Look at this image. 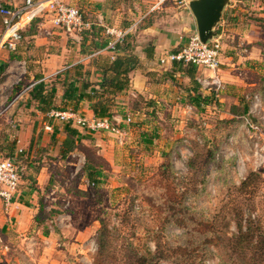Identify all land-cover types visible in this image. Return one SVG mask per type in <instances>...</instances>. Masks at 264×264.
I'll use <instances>...</instances> for the list:
<instances>
[{
    "label": "rangeland",
    "instance_id": "1",
    "mask_svg": "<svg viewBox=\"0 0 264 264\" xmlns=\"http://www.w3.org/2000/svg\"><path fill=\"white\" fill-rule=\"evenodd\" d=\"M156 1L144 5L139 0H125L128 17L134 16L125 21V29L138 24L127 38L134 51L144 28L166 25L168 13L173 16L183 10L184 4L171 1L158 6ZM236 4L244 12L241 23L264 28V0H231L217 28L222 44L233 33L227 20ZM135 6L141 9L134 11ZM18 58L21 56L14 54L12 59ZM255 75L263 86L258 95L264 108V68L259 67ZM4 86L0 90L4 107L16 97L18 109L27 102L32 106L33 82H6ZM124 104L117 98L112 110L125 115ZM263 108L258 113L264 114ZM136 118L132 126H138L140 117ZM20 123L0 160L11 157L26 167L22 183L36 192L38 211L29 212L25 218L29 223L21 229L0 200V264H264V165L255 169L254 162L247 161L252 159L249 146L224 144L239 134L248 141L251 131L245 129L242 134L239 129H226L207 137L226 159L214 160L215 151L203 142L207 133L202 130L184 133L186 139L183 134L178 145L166 146L165 151L159 150L165 140L162 133V137L156 134L161 138L144 142L142 133L133 127L132 140L123 146L114 136L101 132L81 143L76 156L65 160L51 147L38 146L41 151L34 155L35 164L29 165L23 157L27 152L13 148L19 142ZM258 127L262 133L255 134L254 140L262 145L264 122ZM240 159L246 160L245 166ZM32 168L34 174L29 176ZM43 168L47 176L39 181ZM89 174L96 175L98 185L90 182ZM247 178V185L242 186ZM242 221V234L251 228L250 237L255 236L243 243L238 228Z\"/></svg>",
    "mask_w": 264,
    "mask_h": 264
},
{
    "label": "crops",
    "instance_id": "2",
    "mask_svg": "<svg viewBox=\"0 0 264 264\" xmlns=\"http://www.w3.org/2000/svg\"><path fill=\"white\" fill-rule=\"evenodd\" d=\"M139 1L145 5L153 0ZM159 1L154 3L159 4ZM24 3L25 0H0V6L9 8L23 6ZM125 4V0H78L72 2V5L79 8L85 19L93 25V33L87 36L86 41H82L83 43L77 42L55 29L48 17L36 20L37 22L25 29L24 40L17 52L13 54L6 50L2 52L0 69L3 67L5 69L0 72V80H3L0 83V90L5 89L6 82H9V85L23 80L33 82V85L44 83L47 91L56 93L57 110H72L88 120L100 119L101 117L96 116L93 112L90 96H93L94 90H99L97 84L104 77L110 78L112 75L110 71L105 73L104 70L113 63V57L116 59L123 53L113 54L106 51L108 45L103 50L95 49V46L108 43L113 39L112 36L107 35V29L127 32L133 26L137 27L136 23L129 29H125V21L134 20V16L128 17ZM133 4L141 5L140 3ZM182 6L183 10L180 13L173 16L168 13L166 25L156 24L144 28L139 37V47L135 51L132 50L140 60V65L130 74V88L117 98L125 101V108H122L125 110L124 118H131L132 123H135L137 116L140 119H138V126L122 125L129 131L126 141L132 140L129 135L135 133V128L142 133L140 138L144 142L151 140V137L161 138L160 133H162L165 140L161 139L164 141L159 144V150L166 151L164 149L166 146L168 148L175 147L178 145L176 141L180 140L182 135L187 132L192 134L202 130L201 132L207 133V137H211L215 134L216 136L222 134L226 129L228 131L239 129V132L243 134L245 129L248 132L251 131L246 119H250L256 126L263 125L264 114L261 111L258 113V110L254 114L251 112L255 98L262 99L258 94L263 86L261 87L255 73L259 67L264 68V28L256 27L254 29L246 22L241 23L244 16L242 8H238L237 4L231 7L227 23L230 28H233L231 29L233 33H230L224 41L221 55V75L225 87L220 92L215 89L207 90L199 80L208 77L209 74L190 65L161 64V59L182 50L189 37L198 33L196 19L189 5ZM135 8L134 11L141 9L136 6ZM147 15L148 13L145 16ZM179 19L182 20L181 24H179ZM133 30L128 35L134 32ZM2 34L3 19L0 15V39ZM14 54L21 56V59H12ZM190 67L196 69L193 79L187 74ZM85 85H89V87L85 88ZM197 96H202L204 99L209 98L210 101L209 103H204L202 99L196 101ZM262 96L264 97V95ZM2 99L4 97L0 92V105L4 109V115L0 120V156L9 150V138H13V130L17 129L19 121H21L19 125L21 129L17 133L19 142L13 148L18 147L21 153L23 150L24 153L27 152L26 155L23 153V157L27 159L29 165L35 164L33 162L34 155L41 151L38 146L44 147V149L51 147L52 152L56 151L54 153L56 156L60 155V160H65L62 158L63 142L67 138L66 130L70 125L79 132L77 143H85L91 139L90 137L99 135L72 124L50 120L49 114L55 109L44 114L39 111V104L31 97L32 106L29 107V102H27L22 109H18L16 105L18 97L11 99L9 107L3 106ZM139 104L140 108H137ZM25 107L29 109H25ZM261 107L263 108V102ZM113 113L115 112L113 111ZM36 115L37 117L33 119L32 116ZM113 116L121 115L114 114ZM225 120L227 123H218ZM47 124L52 126V131L45 129ZM133 127L135 128L133 129ZM251 132L254 136L255 133ZM147 133H153V135ZM156 134L161 137H157ZM253 136H250L247 141L239 134L235 144L242 143L244 146L250 147L254 143ZM226 140L224 144L228 143ZM171 141L176 143H170ZM159 150L156 149V153ZM72 154L74 155L75 152L68 156ZM46 171V168L42 169L39 181L47 173ZM33 174L32 168L28 175L32 176ZM35 197L36 192L27 188L24 181L13 206L8 210L4 206L10 217L11 215L15 216V224H19L21 229L26 228L29 223L25 220L29 212L38 211L34 204Z\"/></svg>",
    "mask_w": 264,
    "mask_h": 264
},
{
    "label": "built area",
    "instance_id": "3",
    "mask_svg": "<svg viewBox=\"0 0 264 264\" xmlns=\"http://www.w3.org/2000/svg\"><path fill=\"white\" fill-rule=\"evenodd\" d=\"M78 0H25L23 6L20 7H4L0 6V15L3 19V34L0 39V66L2 52L9 51L15 53L23 42V33L25 29L39 18L48 17L53 27L66 35L70 36L77 42H82L86 32L93 29L91 22L85 19L81 10L72 5V2ZM173 2L179 5H189V0H160L158 6L167 2ZM127 32L107 29V35L113 37L108 43L106 51L114 54L118 43L125 40L126 36L135 28ZM218 33V32H217ZM219 34V33H218ZM223 51L222 38L218 35L213 41L204 44L198 33L189 37L186 46L175 53L167 55L161 59V64L178 63L190 65L198 68L205 74H209L206 78H201V85L207 89H215L217 92L224 90L225 83L221 75V55ZM100 53V52H99ZM115 57H113V60ZM261 106L259 97L254 100L252 114L256 113ZM4 115V109L0 105V118ZM113 119L100 118L88 120L81 117L72 110H54L49 114L50 120H58L63 123L72 124L85 129L92 133L106 132L114 136L119 145L123 146L126 141L127 131L122 125L132 123L131 118L123 116H114ZM250 130L256 135L262 133V130L254 125L250 119H246ZM47 131H52V126L47 124ZM253 137L250 145L252 159L249 162L254 165L255 169L264 165V143L260 144L259 140ZM230 145L235 144L234 137L228 139ZM186 144H189L186 142ZM245 159H240V164L246 165ZM26 168L17 162L16 159L8 158L0 160V199L3 201L6 210L10 209L15 203V198L20 190Z\"/></svg>",
    "mask_w": 264,
    "mask_h": 264
},
{
    "label": "trees",
    "instance_id": "4",
    "mask_svg": "<svg viewBox=\"0 0 264 264\" xmlns=\"http://www.w3.org/2000/svg\"><path fill=\"white\" fill-rule=\"evenodd\" d=\"M37 22V21H35ZM33 22L32 24H34ZM31 24V25H32ZM93 33V30H90L85 33L84 35V40L86 41V37L89 36L90 34ZM130 36V35H129ZM129 36L125 38V40L121 43H118L115 52L116 53H123L121 56L117 57L115 60H113V63L110 65V67H106V72H111L112 75L110 78H103L102 81L97 84L99 87V90H94L93 91V96H90V102L92 105L93 112L96 116H99L101 118H110L116 113H113L112 108L114 107V103L116 98L123 93L124 91L128 90L131 85V79H130V74L138 69L140 65V60L138 57L132 52L133 48L130 45L129 39H127ZM82 42V43H83ZM110 41H108L109 43ZM108 43H103L101 44H96L95 49L98 50H103ZM182 67V66H181ZM4 67L0 69V72L4 71ZM182 70V68H181ZM187 74L189 75L190 78H194L196 74V69L195 68H189L187 70ZM89 85H85V88H88ZM32 90L30 91L29 95L31 99L36 101L39 104V111L47 114L49 113L52 109L57 110L55 100H56V93L54 91H47L46 86L44 83H40L38 85H33L31 88ZM196 101L199 99H202L204 103H209V98L204 99L202 96H197L195 98ZM121 113V112H120ZM119 113V115H121ZM124 114V113H123ZM124 116V115H121ZM67 138L63 142V150H62V158L66 159L67 156L73 152H75L78 148V146L81 144V142L77 143V139H79V132L78 130L72 128L70 125L67 130ZM208 136V135H207ZM207 136H204L203 142L205 141L209 145L210 151H215V153L212 155V157L215 158H223L226 159L225 156L220 157V151L216 150L215 144L207 138ZM219 154V157H218ZM11 158V157H10ZM3 160V159H2ZM252 175V174H251ZM89 180L93 185H98L96 182L95 174H89ZM101 177V173L97 172V178ZM249 179L247 178L243 183L242 186H246L248 183ZM239 232L241 233L240 235L242 236V243L245 242L244 240H252L255 238V236L250 237V234L252 231L251 228H248L246 230L245 234L243 233V221L238 225ZM245 236L247 238H245ZM102 259V258H101Z\"/></svg>",
    "mask_w": 264,
    "mask_h": 264
},
{
    "label": "water",
    "instance_id": "5",
    "mask_svg": "<svg viewBox=\"0 0 264 264\" xmlns=\"http://www.w3.org/2000/svg\"><path fill=\"white\" fill-rule=\"evenodd\" d=\"M231 0H192L189 8L196 19L198 35L204 44L218 37L217 28Z\"/></svg>",
    "mask_w": 264,
    "mask_h": 264
}]
</instances>
